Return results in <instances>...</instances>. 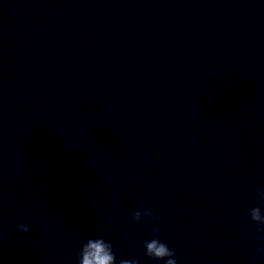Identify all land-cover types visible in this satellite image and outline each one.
Segmentation results:
<instances>
[{
  "label": "clouds",
  "instance_id": "9594fccd",
  "mask_svg": "<svg viewBox=\"0 0 264 264\" xmlns=\"http://www.w3.org/2000/svg\"><path fill=\"white\" fill-rule=\"evenodd\" d=\"M245 108L248 104L244 105ZM257 196L259 197V203L257 206L249 209V218L255 224V233L253 235L247 230L244 223L237 225V228L241 230V235L251 236L252 242L250 247L254 249V255L259 259H264V187H258L255 189ZM146 216L149 219L155 221L157 224L163 219L161 216L155 215L151 210L141 209L133 213V219L139 223L141 217ZM18 231L22 233H29L30 227L26 224H19L16 226ZM160 232L159 227L153 229V238L151 240L144 241V248L146 256L156 260L164 261V264H178L175 258L176 253L171 249L167 243L162 242L158 238ZM78 264H117L116 255L113 251V244L110 241H106L104 238L88 239L86 243L82 245V249L79 253ZM119 264H140L139 258L134 259H120Z\"/></svg>",
  "mask_w": 264,
  "mask_h": 264
}]
</instances>
